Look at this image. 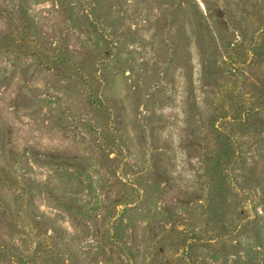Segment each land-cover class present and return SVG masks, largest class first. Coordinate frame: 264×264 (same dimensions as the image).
Here are the masks:
<instances>
[{
	"label": "rangeland",
	"instance_id": "1",
	"mask_svg": "<svg viewBox=\"0 0 264 264\" xmlns=\"http://www.w3.org/2000/svg\"><path fill=\"white\" fill-rule=\"evenodd\" d=\"M0 264H264V0H0Z\"/></svg>",
	"mask_w": 264,
	"mask_h": 264
},
{
	"label": "trees",
	"instance_id": "2",
	"mask_svg": "<svg viewBox=\"0 0 264 264\" xmlns=\"http://www.w3.org/2000/svg\"><path fill=\"white\" fill-rule=\"evenodd\" d=\"M249 115H250V113L247 116L245 115V118H244L245 120L243 122H241L242 124H245L244 122L248 121Z\"/></svg>",
	"mask_w": 264,
	"mask_h": 264
}]
</instances>
